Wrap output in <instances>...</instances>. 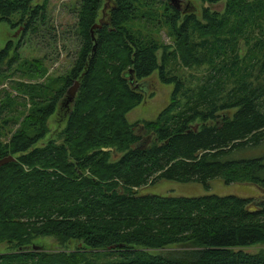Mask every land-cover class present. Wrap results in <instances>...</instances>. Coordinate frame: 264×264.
Returning <instances> with one entry per match:
<instances>
[{"label": "trees", "instance_id": "obj_1", "mask_svg": "<svg viewBox=\"0 0 264 264\" xmlns=\"http://www.w3.org/2000/svg\"><path fill=\"white\" fill-rule=\"evenodd\" d=\"M181 1L116 0L111 29L96 30L94 45L90 31L101 0H80L83 47L69 76L47 81L42 63L23 62L22 78L46 83H18L0 95V160L15 157L0 168V242L20 248L53 238L83 246L72 255L18 250L0 255V264H264V251L241 250L264 245V194L240 199L139 193L160 182L209 190L215 180L264 192L260 160L229 159L264 143V0H200L225 4L222 14L203 7L198 18L180 17L173 2ZM160 7L177 49L163 53L159 63L157 42L127 24L154 21ZM15 19V26L25 22L23 31L34 29L46 20V4L0 0V24L13 27ZM11 50L8 43L0 64ZM180 59L188 67L215 66L199 92L167 72L168 62ZM130 72L136 84L158 72L163 85L174 87L170 106L146 125L152 143L142 147L126 120L144 96L130 86ZM74 80L81 90L65 119L64 143L41 148L47 121ZM18 99L23 110L31 105L29 115L16 110ZM172 246L183 250L170 258L150 253Z\"/></svg>", "mask_w": 264, "mask_h": 264}, {"label": "rangeland", "instance_id": "obj_2", "mask_svg": "<svg viewBox=\"0 0 264 264\" xmlns=\"http://www.w3.org/2000/svg\"><path fill=\"white\" fill-rule=\"evenodd\" d=\"M36 3L40 5L46 4V20L45 22L37 21L36 24H34V29L30 28L28 31H23L25 22L15 26V23L17 24L18 21L17 19L13 20V27L8 24H0V52L5 49L8 43L12 44V50L7 60L0 64L1 96L4 95L3 92L5 91L11 92L10 88L14 89L15 85L18 83H46L44 79L31 80L30 78H22L21 66L23 62L30 63L38 61L42 63L43 69L47 72V81L57 78L63 82V78L68 77L72 71L83 47L82 38L80 37L77 25L80 0H35V4ZM224 4L225 3L222 2L217 5L206 6L200 0H186L174 3L173 5L175 7L179 6V12L181 13L180 17L185 18V16L195 13L198 18V16L200 17L203 7L209 9L211 12L222 14L224 12ZM112 7L111 0L110 2H108V0H101V9L96 24L102 25L101 29L104 26L111 29ZM157 12L160 17L156 18V21L151 20L146 23L130 22L127 25H131L132 30L136 33L138 32V34L140 33L141 36L157 42L159 48L157 58L160 63L163 53L175 52L177 47L175 46L176 41L171 31L168 26L164 24L162 17L163 8L160 7V9H157ZM157 20L160 21L159 26H157ZM96 30H94V32ZM93 43L95 45V40ZM17 47L18 49L16 51ZM240 47V56L242 57L245 54L246 48H243L242 44ZM15 56H17L18 60L12 64L11 67H8V62ZM213 68H215V66L213 67L208 64H203L199 67H188L181 59L177 64L171 61L167 64V72L175 74L177 78L185 83L186 88L194 93L199 92L200 87L209 80ZM76 81L78 80H74L73 82L75 83ZM74 83L67 88L64 96H66L67 91ZM138 85L144 89V92H141V94L144 95L143 102L126 115V120L131 125L134 134L140 139L139 141L142 140L143 143V140L148 138L149 140L146 144H149L152 143L153 135L146 130V125L157 122L162 113L170 106L171 94L174 87L172 85H163L159 80L158 72H155L145 80L139 81ZM231 87L232 81L226 79L225 88L230 90ZM80 90L81 85L78 93ZM16 101L18 102L16 110L22 112L26 110L27 115H29L31 105H28V107L23 110L20 99ZM183 103H187V101ZM58 105L59 104L56 106L55 113L47 121L48 133L38 144L41 148H46L50 142H54L56 146L62 145L66 138L64 132L67 129V120H65V112L63 113L65 109L59 112L57 109ZM232 114L233 112L230 113V115ZM21 120L22 118H20L18 122ZM191 125L195 127L197 123L194 122ZM20 127V123L14 125L12 132L18 131ZM113 152L115 151L113 150ZM229 159L235 162L260 160L264 165V143L258 147L246 148L234 152ZM260 177L264 179V169L261 171ZM139 193L142 196L150 195L163 198H200L205 196H217L220 198L237 197L240 199H259L264 194L263 191L249 184L235 183L226 185L222 180L212 181L209 190H205L202 186L197 184L183 185L160 182L154 186L139 190ZM77 248L83 250V246L79 248L78 244L75 242L69 245H60L53 238H38L33 240L31 244L20 248H15L7 242H0V255L13 254L18 250L20 252L27 251L34 254L72 255L78 252ZM181 250L183 249L180 247L172 246L159 251H151L150 253L154 256L170 258L174 252H179ZM241 250L247 254L256 255L264 251V245L253 246Z\"/></svg>", "mask_w": 264, "mask_h": 264}, {"label": "water", "instance_id": "obj_3", "mask_svg": "<svg viewBox=\"0 0 264 264\" xmlns=\"http://www.w3.org/2000/svg\"><path fill=\"white\" fill-rule=\"evenodd\" d=\"M174 3V2H173ZM105 8V7H104ZM102 25L98 24V25H95L92 27L90 33H91V39L92 41H94V30L96 29H101ZM129 84L130 86L134 89V91H138V92H144V89L143 87L139 86L138 84L136 85V83L134 82V78L132 76V72L129 73ZM79 87H80V83L79 81H76L74 83V85L67 91V94L64 98V100L62 101V109H65V118L69 115L70 111H71V106L73 105L74 101H75V98H76V95L78 93V90H79ZM146 141H143L142 144H138L137 147H142L144 145H146L147 141L149 140L148 138L145 139ZM136 148L133 147V150ZM108 151H111V150H108ZM15 161V159L12 157V156H9V157H6L2 160H0V168L10 164V163H13ZM79 248H81V245L79 246Z\"/></svg>", "mask_w": 264, "mask_h": 264}, {"label": "flooded vegetation", "instance_id": "obj_4", "mask_svg": "<svg viewBox=\"0 0 264 264\" xmlns=\"http://www.w3.org/2000/svg\"><path fill=\"white\" fill-rule=\"evenodd\" d=\"M108 1H110V0H108ZM112 1V5H113V7L111 8V10H114V8H115V0H111ZM181 2H183V1H181ZM174 3H179V2H174ZM173 3V4H174ZM177 10H179V6H176L175 7ZM130 79V78H129ZM65 98V97H64ZM64 98H63V100H64ZM62 100V101H63ZM62 101L59 103V105H58V111L60 112L61 110H62ZM72 107V106H71ZM65 111H63V113H64ZM143 141H146L145 139L143 140Z\"/></svg>", "mask_w": 264, "mask_h": 264}, {"label": "bare ground", "instance_id": "obj_5", "mask_svg": "<svg viewBox=\"0 0 264 264\" xmlns=\"http://www.w3.org/2000/svg\"><path fill=\"white\" fill-rule=\"evenodd\" d=\"M108 2H110V1H108ZM106 7V6H105Z\"/></svg>", "mask_w": 264, "mask_h": 264}]
</instances>
